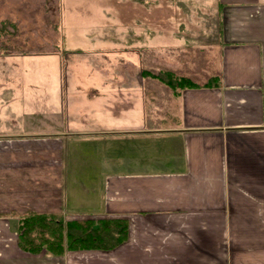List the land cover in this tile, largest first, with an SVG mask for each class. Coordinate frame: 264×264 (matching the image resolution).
I'll return each instance as SVG.
<instances>
[{
	"label": "crops",
	"instance_id": "crops-1",
	"mask_svg": "<svg viewBox=\"0 0 264 264\" xmlns=\"http://www.w3.org/2000/svg\"><path fill=\"white\" fill-rule=\"evenodd\" d=\"M218 3L228 71L197 81L163 62L197 85L176 94L146 73L155 59L70 74L68 91L55 62H0V178H17L3 201L26 205L0 210V264H264V0ZM18 210L122 219L127 235L30 253L8 218Z\"/></svg>",
	"mask_w": 264,
	"mask_h": 264
},
{
	"label": "rangeland",
	"instance_id": "rangeland-1",
	"mask_svg": "<svg viewBox=\"0 0 264 264\" xmlns=\"http://www.w3.org/2000/svg\"><path fill=\"white\" fill-rule=\"evenodd\" d=\"M219 20L218 0H0V62H55L62 77V83L59 76L56 82L64 91L70 74L91 77L99 64L126 58L155 59L158 67H144L155 73L163 62H172L178 65V75L197 81L207 75L222 77L229 60L215 47ZM82 62L93 65L83 69ZM9 84L0 79V92ZM84 87L79 92L93 91L87 83ZM1 166L0 174L5 172ZM16 179L0 178V210L26 206L3 201V193L17 192ZM87 182L84 179L83 185ZM22 213L8 216L16 235Z\"/></svg>",
	"mask_w": 264,
	"mask_h": 264
},
{
	"label": "trees",
	"instance_id": "trees-1",
	"mask_svg": "<svg viewBox=\"0 0 264 264\" xmlns=\"http://www.w3.org/2000/svg\"><path fill=\"white\" fill-rule=\"evenodd\" d=\"M178 90L197 87L185 77L170 71L158 74L146 72ZM215 78L212 79L214 81ZM17 221V243L21 250L37 253L41 250L51 255L65 251L111 249L126 238V224L122 219H73L64 221L62 215L26 212Z\"/></svg>",
	"mask_w": 264,
	"mask_h": 264
}]
</instances>
